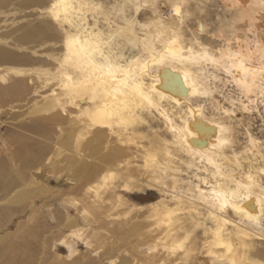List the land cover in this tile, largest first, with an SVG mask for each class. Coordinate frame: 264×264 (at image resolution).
Instances as JSON below:
<instances>
[{
	"label": "bare ground",
	"instance_id": "obj_1",
	"mask_svg": "<svg viewBox=\"0 0 264 264\" xmlns=\"http://www.w3.org/2000/svg\"><path fill=\"white\" fill-rule=\"evenodd\" d=\"M160 1L125 0L127 4L118 10L123 25L115 23L116 29L137 50L133 68L121 67L118 60L105 55L98 41L83 42L78 33H72L86 30L79 12L90 8L88 4L81 0L52 1L49 15L64 33L65 50L53 66L56 83L43 86L49 87L50 94H45L38 113L48 115L41 121L57 126L70 122L73 136L68 145H75L85 161L93 159L88 163L91 173L85 178L84 193L90 205L85 204L83 209L87 211L80 210L79 203L66 194L68 199L60 202L64 219L58 220L52 209L50 217L59 227L72 230L60 242L75 255L79 241L88 248L94 246L85 229L90 218L109 212L107 202L116 195L123 201L127 192L141 191L146 185L157 189L160 196L156 205H150L149 215L156 217V226L165 227L161 246L167 250L169 262L167 258L155 259L153 253L160 246L154 243L139 246L145 249L139 254L149 261L141 264H188L198 256H204L207 264H264V248L257 250L253 238L264 239V138L257 137L236 117L238 109L245 116L264 111V0H224V9L218 15L220 24L216 22L213 34L202 17L205 3L201 0H164L170 7L168 15L161 12ZM128 8L133 10L132 18L124 15ZM99 9L93 11L110 21V14ZM140 15L151 18L142 23L137 19ZM191 18L196 23L189 30L187 22ZM208 34L218 38L221 47L212 48L206 40ZM33 39V35H27L15 41L21 46ZM6 41V37H0V66L30 61L27 55L17 56L2 45ZM70 69H80L82 79L75 81ZM4 70L0 76L9 83H0V100L5 99L4 93L11 94V101L15 96L29 97L33 88L28 80L25 82L26 77L14 78L9 73L11 68ZM218 73L224 75L223 87L239 92L237 102L232 96L216 101L214 95L222 92L216 84ZM208 106L216 113L212 117L208 116ZM241 127L246 134L244 146L238 144ZM34 171L33 187L32 182L26 185L20 172L17 177H9L7 166L1 163L0 188L10 193L22 182V188L10 199L16 203L28 200L29 195L19 192L31 186L36 188L33 197L42 189L64 196L62 191L44 188L37 179L42 170ZM135 172L139 175H133ZM44 174L40 177L46 181L57 172L46 170ZM116 189H120L119 194ZM71 211L81 215L85 225L72 218ZM199 228L204 229L203 253H197L194 243L199 238L193 232ZM141 229L135 225V231ZM96 236L92 237L98 240Z\"/></svg>",
	"mask_w": 264,
	"mask_h": 264
},
{
	"label": "rangeland",
	"instance_id": "obj_2",
	"mask_svg": "<svg viewBox=\"0 0 264 264\" xmlns=\"http://www.w3.org/2000/svg\"><path fill=\"white\" fill-rule=\"evenodd\" d=\"M52 1L53 0H0V37L4 36L8 39V41L2 42V45H5L8 50L14 52L17 56L27 55L30 59L27 63H19V65L13 67H7L6 65L0 66V71H3L5 68H11L12 70L9 71L11 74L10 76L13 77L15 75L14 78L26 77L25 82L28 80V86L33 88L29 97L20 99L21 97L15 96L13 98L15 100L11 101L9 98L11 94L4 93L6 96L3 95V98L5 99L0 100V164L4 163L7 166L11 174H9V177H17L16 174L20 172L24 180L26 179V185L32 182L33 187V180L36 178L33 176L35 174L34 170L41 169L42 171L38 174L39 178L37 179L42 181L41 183L45 185L43 186L44 188L46 187V189L59 192L62 191L61 193H65L64 196L67 194L71 196L72 200H75L73 202L79 203L78 206L80 210L87 211V209H83L85 204L90 205L84 193L87 187V184L85 186V178L91 173L88 163L92 161L91 159L93 158H89V161H85L83 153L79 154L75 151V145H68V140L71 142L72 139H70V137L73 136L72 129H70V122L57 126L51 121H41V118L47 117L48 115L42 112L38 113L39 108L43 104V100L46 98L45 96L50 94L49 87H46L48 88L46 89L43 86H51L56 83L57 71L55 70V72L53 70L54 67H56L55 65H57L55 59L59 58L60 55L62 56V53H64L63 50H65L63 48L65 46L64 33L59 27L58 22L55 21V18L49 15L50 7L53 5ZM81 1L88 4L90 8L93 6L97 9L100 8V11L109 13L111 20L106 21L103 16H97L95 11H93L95 8H88L79 12V16L85 19L82 23H85L84 26L86 30H82L81 32L72 31V33H78L83 42L86 40L98 41L101 49L106 53L105 55H108L115 61L118 60L117 62L121 67L133 68L137 50L136 48L134 50V47L130 46L132 44L126 41L127 39L117 31L115 26L117 23L120 26L123 25L122 20L119 19L121 13L119 14L118 10L122 4L126 3L125 0ZM201 2L205 3L203 4L205 6V12L202 14V17L209 25V32L213 34L215 27L218 26H215L216 22L220 24L218 15L224 9V0H201ZM159 7L164 15L170 14V7L164 0L159 2ZM125 13L124 15L128 16V18H132L133 10L131 8L126 9ZM61 17H63V15H61ZM150 18L151 15H140L137 17L142 23L148 22ZM95 20H98L97 26H94ZM195 23L196 20L193 18L187 22L189 30L195 28ZM48 25H50V27ZM65 26L66 30L69 31L68 26ZM36 31L40 32L41 35H37ZM22 33L24 35H22ZM96 34H99V37L96 38ZM27 35H33V41H30L31 43L28 41L25 43L26 45L18 46L19 44L16 43L15 39ZM11 37L14 38L12 39ZM206 40L215 50L222 45L220 40L218 38H212L211 34L206 36ZM118 55H120V57ZM130 57L132 59H130ZM22 68H24V70ZM18 69H20V71L22 70L21 73L18 72ZM69 71L75 81L82 79L80 69H70ZM7 80L4 81V78L0 76V83L2 86L9 83ZM224 81V75L218 73L216 84L222 92L221 94L214 95L216 101L224 98L226 101V99L229 100L232 96V100L237 102L239 98H241L239 92L234 91L230 86L223 87ZM10 82H12V80H10ZM227 104L228 103H226V105ZM208 108V116H214L216 113L213 112L212 106H208ZM241 112L242 111L238 109L236 116L237 121L243 122L242 125L251 130L257 137L264 138L263 109L258 112L254 111L251 114H247V116ZM245 128L241 127L239 130L240 135L238 144L240 146H244V143H246ZM39 156L40 158L37 161V157ZM87 165L89 172L87 170ZM134 167L138 168L137 165ZM46 170L56 171L57 174L46 181L41 180L40 176H45L44 171ZM133 175H139V173L135 172ZM118 182L119 181L116 183ZM21 183L22 182H20L19 186L14 187L13 191L11 190L10 193L4 191V187L0 188V264H141L144 261H149L146 259L144 260V257L139 254L145 251L144 248L139 246L143 245L147 247L149 245L152 246L154 243V245L157 244L160 246L157 251L153 253H156L155 259L167 258L169 262V254L167 250H164L162 248L163 246H161V243L165 242L163 239L165 227L163 228V225H161L160 228L156 226L158 225L156 224V217L154 218L149 215L152 213L150 211V205L154 203L156 205L160 198L157 189L148 188L146 185L141 187L143 184L139 183L138 185L141 184L140 187L142 190L127 192V200L124 199L121 201L117 199L118 195H116L117 197L115 196L113 201H108L107 206H111V208L108 207L109 212L103 211L102 214L97 215L94 210L90 209L92 213L94 212L97 215V218H90L89 225L86 226L85 229H87L88 236L91 238L90 240L94 243V246L88 248L85 242L82 243V241H79L81 243L78 242V252L75 253V255H71L69 248L60 241L69 237L70 231L72 230L59 227L50 217V211L52 209L51 212L57 216L58 220L64 219L63 215L60 214V210H62L60 202L63 201V199L67 200L68 197L54 196V194L47 193L43 189L42 193L36 196L34 195L33 197L31 194L36 188L33 189L31 186L30 189L19 192L22 195H29L26 202H13L10 200L11 196L22 188L23 185L21 186ZM116 193L119 194L120 189H116ZM111 204L117 206V208L113 209V205ZM31 211H34V213ZM90 211H88V213L92 216ZM62 212L64 213L65 211ZM64 215L68 217L66 212ZM70 216L75 220L76 218L79 219V223L85 225L81 219L82 216L77 215L76 211H71ZM182 216L184 217V215ZM185 222L186 224L190 223L189 220ZM135 225L141 226L142 229L135 231ZM61 230L64 232L62 231L61 233ZM196 231L193 232V236L196 235V238H199L194 240L198 248V252H196L203 253L204 242L202 240L204 236L202 237V235H204V229L199 228ZM94 234L97 235L96 238L98 240L92 237ZM161 235L163 236L161 237ZM253 238L256 240L257 250L263 249L264 239L256 236H253ZM139 241H141V243H139ZM144 242L146 244H142ZM143 249L144 251H141ZM198 257L199 259H196V257H194L195 259L191 258L188 264L190 262V264H207L204 256ZM27 258L30 260L28 261ZM25 260L27 263H24ZM168 262L167 264H169Z\"/></svg>",
	"mask_w": 264,
	"mask_h": 264
}]
</instances>
